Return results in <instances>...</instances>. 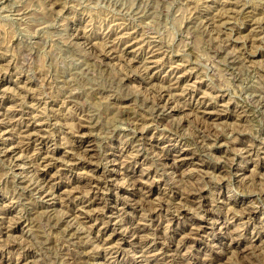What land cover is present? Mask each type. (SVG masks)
I'll return each instance as SVG.
<instances>
[{"label": "rangeland", "instance_id": "obj_1", "mask_svg": "<svg viewBox=\"0 0 264 264\" xmlns=\"http://www.w3.org/2000/svg\"><path fill=\"white\" fill-rule=\"evenodd\" d=\"M0 119V264H264V0H0Z\"/></svg>", "mask_w": 264, "mask_h": 264}, {"label": "bare ground", "instance_id": "obj_2", "mask_svg": "<svg viewBox=\"0 0 264 264\" xmlns=\"http://www.w3.org/2000/svg\"><path fill=\"white\" fill-rule=\"evenodd\" d=\"M223 16H224V15H223ZM222 18H223V17H222ZM126 44H127V43H126ZM124 47H125V46H124ZM123 51H124V50H123ZM128 51H129V50H128ZM153 52H154V50H153ZM153 52H152V53H153ZM155 52H156V50H155ZM108 53H109V52H108ZM104 54H105V53H104ZM149 54H150V53H149ZM108 55H109V54H108ZM151 55H152V54H151ZM152 56H153V55H152ZM147 58H148V57H147ZM153 59H154V58H152V60H153ZM145 60L147 61V59H145ZM148 60H149V59H148ZM150 60H151V58H150ZM154 61H155V60H154ZM148 62H149V61H148ZM150 66H151V65H150ZM150 66H149V67H150ZM142 67H143V66H142ZM146 67H148V66H146ZM149 67H148V68H149ZM144 68H145V67H144ZM148 68H147V69H148ZM145 70H146V69H144V71H145ZM147 72H148V71H147ZM144 74H145V73H144ZM145 76H146V75H145ZM146 77H147V76H146ZM176 79H177V78H176ZM177 83H178V82H177ZM168 84H169V83H168ZM166 85H167V84H166ZM167 88H168V87H167ZM182 89H183V88H182ZM162 91H164V90H162ZM160 92H161V90H160ZM171 93H172V92H171ZM181 93H182V92H181ZM166 94H167V93H166ZM159 95H160V93H159ZM159 95H158V96H159ZM162 97H164V96H162ZM179 97H180V96H179ZM164 99H165V98H164ZM154 100H155V99H154ZM168 100H169V99H168ZM156 101H157V100H156ZM158 101H160V100H158ZM165 101L168 102L167 100H165ZM166 102H163V103L165 104ZM160 103H161V102H160ZM153 104H154V103H153ZM155 104H156V103H155ZM160 105H161V104H160ZM153 106H154V105H153ZM155 106H156V105H155ZM162 106H163V104H162ZM165 106H167V105H165ZM170 106H171V105H170ZM158 107H159V106H158ZM163 107H164V106H163ZM168 107H169V105H168ZM203 107H205V106H203ZM206 107H207V106H206ZM5 108H6V107H5ZM165 108H166V107H165ZM165 108H164V109H165ZM171 108H172V107H171ZM171 108H170V109H171ZM173 108H174V107H173ZM157 109H158V108H157ZM170 109H169V110H170ZM205 109H206V108H205ZM159 110H160V107H159ZM152 111H153V109H152ZM158 112H159V111H158ZM203 112H204V111H203ZM154 113H155V112H154ZM154 113H153V114H154ZM159 113H160V112H159ZM205 113H207V112H205ZM159 116H160V115H159ZM159 116H158V117H159ZM160 117H161V116H160ZM160 117H159V118H160ZM6 118H7V117H6ZM162 118H163V117H162ZM149 119L152 120V118H149ZM153 119H154V118H153ZM155 119H156V118H155ZM0 120H1V119H0ZM7 120H8V119H7ZM147 120H148V119H146L145 121H147ZM157 120H158V119H157ZM8 121H9V120H8ZM143 121H144V120H143ZM151 122H152V121H151ZM153 122H155V121H153ZM156 122H157V121H156ZM156 122H155V123H156ZM159 122H160V121H159ZM1 123H2V122H1ZM1 123H0V124H1ZM149 123H150V121H149ZM28 124H29V123H28ZM26 125H27V124H26ZM29 125H30V124H29ZM0 126H2V125H0ZM29 127H30V126H29ZM80 127H81V126H80ZM31 128H32V127H31ZM143 128H144V127H143ZM143 128L141 127L142 132H143V130H144ZM6 129H7V128H6ZM27 129H28V128H27ZM34 129H35V128H34ZM141 129H140V130H141ZM23 130H24V129H23ZM78 131H79V130H78ZM135 131H136V130H135ZM137 131H138V130H137ZM28 132H29V131H28ZM75 132H76V131H75ZM2 133H3V132H2ZM2 133H1V134H2ZM4 133H5V132H4ZM25 133H26V132H25ZM25 133H23V135H24ZM46 133H47V132H46ZM82 133H83V132H82ZM136 133H137V132H136ZM26 134H27V133H26ZM26 134H25V135H26ZM35 134H36V133H35ZM77 134H78V133H76V135H77ZM3 135H4V134H3ZM23 135H22V136H23ZM25 135H24V136H25ZM41 135H42V134H41ZM41 135H40V136H41ZM133 135H134V134H133ZM136 135H137V134H136ZM26 136H27V135H26ZM80 136H83V135H80ZM137 136H138V135H137ZM41 137H42V136H41ZM43 137H44V136H43ZM133 137H134V136H133ZM138 137H139V136H138ZM138 137H137V138H138ZM26 138H28V137H26ZM35 138H37V137H35ZM33 139H34V138H33ZM40 139H41V138H40ZM135 139H136V138H135ZM34 141H35V140H34ZM37 141H38V140H37ZM25 142H26V140H25ZM27 142H28V141H27ZM38 142H39V141H38ZM28 143H29V142H28ZM11 144H12V143H11ZM11 144L9 145L10 147H11ZM13 145H14V144H13ZM16 145H18V144H16ZM18 146H19V145H18ZM156 146H157V145H156ZM4 147H5V146H4ZM34 147H35V146H34ZM79 147H80V146H79ZM76 148H77V147H76ZM121 148H122V147H121ZM78 149H79V148H78ZM78 149H77V150H78ZM161 150H162V149H161ZM13 151H15L14 147H13V148H6V149L4 150L5 153H10V152H13ZM78 151H79V150H78ZM79 153H80V152H79ZM161 153H162V152H161ZM163 153H164V150H163ZM46 154H47V153H46ZM72 154H74V153H72ZM77 154H78V153H77ZM43 155H44V153H43ZM47 155H48V154H47ZM157 155H159V154H157ZM160 155H163V154H160ZM44 156H45V155H44ZM50 156H51V155H50ZM132 156H135V155H132ZM132 156H131V157H132ZM70 157H73V156H70ZM164 157H166V155L163 156V159H164ZM41 158H42V157H41ZM54 158H55V157H54ZM62 158H63V157H62ZM83 158H84V156H83ZM132 158H133V157H132ZM66 159H67V158H66ZM71 159H73V158H71ZM74 159H76V158H74ZM79 159H81V158L79 157ZM163 159H162V160H163ZM36 160H37V159H36ZM49 160H50V158H49ZM49 160H48V161H49ZM57 160H58V159H57ZM68 160H70V159H68ZM131 160H132V159H131ZM173 160H175V161H179V160L182 161V160H184V155H183V153L181 152V153H179L178 155H176V157H175ZM37 161H38V160H37ZM39 161H40V160H39ZM39 161H38V163H39ZM43 161H44V159H43ZM75 161H77V160H74V162H75ZM166 161H167V159H166ZM33 162H34V161H33ZM71 162H73V160H71ZM163 162H164V161H163ZM34 163H35V162H34ZM45 163H47V162H45ZM76 163H77V162H76ZM165 163H166V162H165ZM166 164H167V163H166ZM39 165H40V163H39ZM43 165H44V164H42V167H43V168H41V169H44V168H45ZM45 165H46V164H45ZM48 165H49V164H48ZM73 165H74V164H73ZM167 165H168V164H167ZM32 166H33V165H32ZM46 166H47V165H46ZM168 166H169V165H168ZM40 167H41V166H40ZM30 168H31V167H30ZM113 169H114V168H113ZM42 171H43V170H42ZM117 172H118V171H117ZM105 173H106V172H105ZM105 173H104V174H105ZM44 175H45V174H44ZM41 176H42V175H41ZM88 177H89V176H88ZM102 177H103V176H102ZM102 177H101V178H102ZM105 177H106V175H105ZM95 178H98V177H95ZM103 178H104V177H103ZM109 178H111V177L109 176ZM127 178H130V177H127ZM38 179H40V177H39ZM42 179H43V178H42ZM42 179H41V180H42ZM137 179H139V178H137ZM41 180H40V181H41ZM100 180H101V179H100ZM100 180H99V181H100ZM130 180H131V179H130ZM130 180H129V181H130ZM133 180H135V179H133ZM133 180H131V181H133ZM91 181H92V180H91ZM127 181H128V180H127ZM139 181H140V180H139ZM92 182H93V181H92ZM137 182H138V180H135V181L132 182V184H133V185H136ZM44 183H45V182H44ZM98 183H99V182H98ZM130 183H131V182H130ZM141 183H142V182H141ZM37 184H38V183H37ZM114 184H115V183H114ZM138 184H139V183H138ZM130 185H131V184H130ZM37 186H39V185H37ZM101 186H102V185H101ZM101 186H100V189H101ZM46 187H47V186H46ZM46 187H45V188H46ZM91 187H92V185H91ZM95 187H99V186L96 185ZM133 187H134V186H133ZM35 188H36V187H35ZM43 188H44V187H43ZM43 188H41V189H43ZM45 188H44V189H45ZM149 190H150V189H149ZM192 190H193V189H192ZM46 191H47V189H46ZM99 191H100V190H99ZM190 191H191V190H190ZM42 192H43V191H42ZM191 192H192V191H191ZM193 192H195V191L193 190ZM97 193H98V192H97ZM188 193H189V192H188ZM44 194H45V195H44L43 197H45V198H47V197H49V196L52 195L51 193H48V192H47V193H44ZM57 194H59V193H57ZM42 195H43V194H42ZM97 195H98V194H97ZM95 197H96V196H95ZM59 198H60V197H59ZM189 198H190V197H189ZM195 198H196V197H195ZM195 198H194L193 200H195ZM197 198H198V197H197ZM199 199H200V198H199ZM199 199H198V200H199ZM90 201H91V200H90ZM182 201H183V200H182ZM187 201H188V200H187ZM199 202H200V201H199ZM202 202H203V200H202ZM86 203H87V202H86ZM87 204H88V203H87ZM90 204H91V203H90ZM92 204H93V203H92ZM181 204H182V202H181ZM120 205H121V204H120ZM183 205H184V204H183ZM183 205H182V206H183ZM198 205H199V204H198ZM177 206H178V205H177ZM180 206H181V205H180ZM202 206H203V204H202ZM77 207H78V204H77ZM82 207H83V206H82ZM84 207H86V206L84 205ZM91 207H93V206H91ZM199 207H201V205H200ZM74 208H75V207H74ZM79 208H80V207H79ZM87 208H88V207H87ZM87 208H86V210H87ZM177 208H178V207H176V209H177ZM179 208H181V207H179ZM179 208H178V209H179ZM185 208H186V207H185ZM89 209H91V208H89ZM92 209H93V208H92ZM155 209H157V208H155ZM178 209H177V211H178ZM183 209H184V208H183ZM75 210H77V209H75ZM81 210H82V209H81ZM93 210H96V209H93ZM153 210H154V209H153ZM204 210H206V209H204ZM82 211H83V210H82ZM89 211H90V210H89ZM99 211H100V210H99ZM179 211H180V210H179ZM207 211H208V210H207ZM209 211H210V210H209ZM73 212H74V210H73ZM80 212H81V211H80ZM80 212H79V213H80ZM79 213H78V214H79ZM117 213H118V212H117ZM200 213H201V212H200ZM114 214H115V213H114ZM209 214H210V213H209ZM209 214H208V215H209ZM79 215H80V214H79ZM117 215H118V214H117ZM107 216H110V214H108ZM114 216H116V215H114ZM204 216H205V214H204ZM251 216H252V215H251ZM75 217H77V216L75 215ZM85 217H86V216H85ZM119 217H120V216H119ZM122 217H124V216H122ZM206 217H207V216H206ZM78 218H79V217H78ZM116 218H117V217H116ZM116 218H115V220H116ZM83 219H84V218H83ZM122 219H123V218H122ZM113 220H114V217H113ZM123 220H124V219H123ZM105 221H106V220H105ZM108 221H109V220H108ZM111 221H112V220H111ZM114 222H115V221H114ZM116 222H117V221H116ZM116 222H115V223H116ZM214 222H215V221H214ZM107 223H109V222H107ZM118 223H120V222H118ZM123 223H124V222H123ZM142 223H143V222H142ZM64 224H65V223H64ZM105 224H106V223H105ZM121 224H122V223H121ZM146 224H147V223H146ZM224 225H225V224H224ZM106 226H107V225H106ZM130 226L132 227L133 225H130ZM148 226H149V225H148ZM148 226H147V227H148ZM134 227H135V226H134ZM198 227H199V226H197L196 231L199 233V232H200V228H198ZM104 228H106V227H104ZM125 228H127V230H128L129 226H128V227L126 226ZM139 228H140V226H139ZM156 228H157V227H156ZM120 229H121V227H120ZM104 230H105V229H104ZM129 230H130V229H129ZM133 230H134V228H133ZM133 230H132V231H133ZM143 230H144V229H143ZM150 230H151V229H150ZM150 230H149V231H150ZM125 231H126V230H125ZM154 231H155V229H154ZM122 232H123V231H122ZM122 232H121V234H122ZM142 232H143V231H142ZM124 233H125V232H124ZM127 233H129V232H127ZM130 233H131V232H130ZM146 233H147V232H146ZM146 233H145V234H146ZM154 233H155V232H154ZM131 234H132V233H131ZM134 234H135L136 236H138V231H136V233L134 232ZM145 234H144V235H145ZM149 234H150V233H149ZM152 234H153V232H152ZM152 234H151V235H152ZM156 234H157V232H156ZM196 234H197V233H196ZM123 235H124V234H123ZM140 235H141V234H140ZM151 235H150V237L152 238ZM141 236H142V235H141ZM195 236H196V235H195ZM134 237H135V236H134ZM139 237H140V236H139ZM143 237H144V236H143ZM143 237H141V238L143 239ZM101 238H102V237H101ZM123 238H124V237H123ZM130 238H131V237H130ZM130 238H129V239H130ZM99 239H100V238H99ZM106 239H107V238H106ZM112 239H113V238H112ZM142 239H141V240H142ZM152 240H153V239H151V241H152ZM155 240H156V239H155ZM159 240H161V239H159ZM107 241H108V240H107ZM121 241H122V239H121ZM130 241H131V240H130ZM104 242H105V241H104ZM111 242H112V241H111ZM134 242H135V241H134ZM140 242H141V241H140ZM145 242H146V241H145ZM117 243H118V242H117ZM117 243L113 242V245H114V244H117ZM130 243H131V242H130ZM137 243H138V240H137ZM148 243H150V242H148ZM148 243H146V244H148ZM107 244H108V243H107ZM107 244H106V246H107ZM135 244H136V243H135ZM139 244H140V243H139ZM139 244H136V245H139ZM150 244H151V243H150ZM108 245H109V244H108ZM117 246H119V245L117 244ZM117 246H116V247H117ZM139 246H140V245H139ZM142 246H143V245H142ZM159 246H160V245H159ZM110 247H111V246H110ZM147 247H148V246H147ZM141 248H142V247H141ZM141 248H140V249H141ZM226 248H227V247H226ZM112 249H113V248H112ZM138 249H139V247H138ZM142 249H143V248H142ZM142 249H141V250H142ZM152 249H153V248H152ZM115 250H116V249H115ZM173 250H174V249H173ZM110 251H111V250H110ZM110 251H109V252H110ZM117 251H118V250H117ZM117 251H116V252H117ZM109 252H107V253H109ZM139 252H140V251H139ZM139 252H138V253H139ZM143 252H144V251H143ZM148 253H149V252H148ZM163 253H164V252H163ZM142 254H143V253H142ZM138 255H140V254H138ZM138 255H137V256H138ZM144 255H147V252H146V254H144ZM171 255H172V254H171ZM211 255H212V254H211ZM78 256H79V255H78ZM146 257H147V256H146ZM146 257H144V258H146ZM81 258H83V257H81ZM85 258H86V257H85ZM135 258H136V257H135ZM138 258H139V257H138ZM142 258H143V257H142ZM144 258H143V259H144ZM139 260H140V259H139ZM98 264H99V263H98ZM103 264H104V262H103ZM131 264H132V263H131ZM133 264H136V263L133 262Z\"/></svg>", "mask_w": 264, "mask_h": 264}]
</instances>
